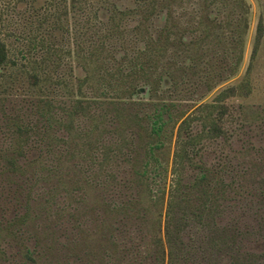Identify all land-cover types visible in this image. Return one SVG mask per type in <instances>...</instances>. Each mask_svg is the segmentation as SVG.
Listing matches in <instances>:
<instances>
[{
	"label": "rangeland",
	"instance_id": "rangeland-1",
	"mask_svg": "<svg viewBox=\"0 0 264 264\" xmlns=\"http://www.w3.org/2000/svg\"><path fill=\"white\" fill-rule=\"evenodd\" d=\"M108 1L99 19L83 24L86 17L64 13L60 0H0L7 48L0 70V264H264V0L241 7L237 0L171 2L174 16L182 11L171 37L182 44L169 45L162 60L177 85L167 76L152 89L136 80L145 91L133 103L120 83L122 115H153L173 103L192 116L183 135H199L177 165L173 132L158 154L161 174L152 167L147 174L152 190L180 181L175 216L182 222L170 244L163 221L160 229L156 222L167 193L153 206L137 183L140 128L115 116L107 103L115 90L102 79L116 72L124 49L143 47L138 30L156 34L166 12L143 20L137 0ZM114 8L126 13L113 15ZM111 15L119 31L107 30ZM148 73L151 82L159 76L153 67ZM229 87L224 108L200 118L196 107ZM210 120L220 136L204 135ZM202 171L203 186L217 195V209L206 204L210 212L203 187L192 188ZM127 200L128 214L107 209L109 201ZM159 236L162 246L154 242Z\"/></svg>",
	"mask_w": 264,
	"mask_h": 264
},
{
	"label": "trees",
	"instance_id": "trees-1",
	"mask_svg": "<svg viewBox=\"0 0 264 264\" xmlns=\"http://www.w3.org/2000/svg\"><path fill=\"white\" fill-rule=\"evenodd\" d=\"M176 0H137V11L141 13L143 20H149L151 16L155 15L156 13L163 12L165 9V18L164 23L161 27H159L156 30L155 35L147 34L146 37H144L145 29H140L137 32L139 33V40L143 42V47H137L131 51H128L127 49H124L125 53L120 58V63H118V67L116 68L115 73H110L109 77L105 78L103 77V81H107L108 88L114 89V97L109 99L107 103H109V107H111L113 110H115V116L118 118L121 117L122 119L128 120L131 123L138 124V127L140 128V131H137V139L140 144H138V148L141 149V155L137 159L138 163V169L136 168L135 178L138 184H141L145 186V191L148 199L151 202V205H163L165 194L167 193L166 198V208L164 211V214H161V211L158 214L157 223L158 228L161 227V222L163 221V227H164V235H165V242L170 243H176L177 240L175 239L176 236L173 234L175 231V228L178 227V225L182 222V216H175V206H180V200L177 201V194L180 192V181L176 178L174 179V184L170 187H165V185L160 186L158 185L156 189L152 190L151 187V181L148 177L149 167H152L151 170L158 171V174H161V166L158 160V154H160L163 148V140L167 138H172L173 132L175 133V136L177 138V150L174 152V158L173 162L174 164L182 163V160L185 157H188L187 152V146H192L197 137L199 136L197 134H188L184 136L183 134L186 133L187 128L189 127V123L191 121V115H186V112L183 110L175 109V105L172 103L168 104L163 102L161 107L157 110L156 113L153 115H147V116H139L138 113H129L125 114L126 116L122 115V109L123 106L121 105L124 103V100L121 99L120 96H118L121 92H118L121 85H124L126 87H123L122 94L127 97L130 102H137L133 96L136 94H140L141 92L145 91V86H138L137 83H135L136 80H145V82L149 85V88H155L154 82H160L164 76H167L169 79L173 80V85H177L175 79H174V73L170 70L168 65L166 66L163 62L162 58L166 55V52L168 51V46H175L179 47L182 44V40L174 39L172 38V34H175L174 29L179 27L178 23L180 21V17L182 16V11L177 12V16H174L171 9V2H174ZM179 2L182 0H178ZM205 1L206 5L210 3H216V2H226L227 0H203ZM61 6L60 9L62 11L68 12L69 10H73L74 12H78L77 14L80 16L83 15L86 17L85 22L83 24H89L93 21V18L99 19L97 12L98 9L104 4L110 5L108 0H60ZM236 6H245V3L243 0H237L235 2ZM105 6V5H104ZM115 12L113 13H119L124 14L125 11L118 10L114 8ZM133 10V9H127ZM61 11V12H62ZM135 11V10H133ZM111 15V18L108 23V31H119L118 28H120L119 21L115 20L114 16ZM232 20L234 21V24H239V19L229 17V23H232ZM82 24V25H83ZM138 29V28H137ZM261 23L258 24L257 28V37L256 42L254 45V49L252 52V55L256 52L257 44L260 39L261 34ZM108 37V36H107ZM136 37V36H135ZM7 59V48L5 43L0 39V70L3 67L5 61ZM197 58H194V60H197ZM240 61V56L238 55L237 61ZM124 61V63H122ZM238 61V62H239ZM170 66V65H169ZM154 68V70L157 71L159 76L156 80L150 81L149 73L151 71V68ZM1 73V72H0ZM205 85L207 88L210 89L211 85L207 83V81L204 79ZM105 86V85H104ZM106 87V86H105ZM157 87V86H156ZM234 91L233 87H229L227 89H224L223 91H220L214 99L213 103L198 105L196 108L199 110V117L201 116L202 112L205 114L212 109L213 107L219 106L220 109L224 108L223 104L220 102L223 98L228 96ZM117 99V100H116ZM82 102L77 101L76 105L74 107H82ZM121 105V106H120ZM202 114L200 118L205 117L206 115ZM197 115L195 117H198ZM170 126V130L167 129V127ZM176 128V129H175ZM169 130V131H168ZM169 132V133H168ZM204 135L208 136H220L223 131L219 124H217L215 121L210 120L208 122V125L203 130ZM176 172V168H173V173ZM147 176V177H146ZM208 173L206 171L200 172L196 177L195 181L192 185V188H200L202 191V195L204 197V207H207V203L213 205V209L216 208V201L217 195H212L207 190V185L203 186L207 180ZM146 177V178H145ZM148 178V179H147ZM152 180V179H151ZM139 181V182H138ZM171 188V189H170ZM198 188V189H199ZM197 189V190H198ZM223 189L219 188L218 192L222 193ZM181 194V192L179 193ZM135 199V198H134ZM132 201H122V202H107L106 205L108 206V210L110 212H116V213H124L128 214V211L132 209ZM149 207H145L143 214L148 213ZM207 210L212 211V206H208ZM200 213H196L194 216H199ZM161 217H163L161 219ZM154 242L159 245L162 244V238L154 237ZM170 264L171 261H170Z\"/></svg>",
	"mask_w": 264,
	"mask_h": 264
}]
</instances>
